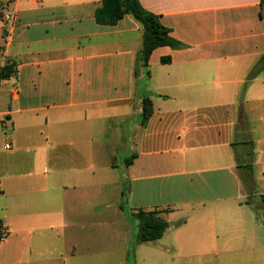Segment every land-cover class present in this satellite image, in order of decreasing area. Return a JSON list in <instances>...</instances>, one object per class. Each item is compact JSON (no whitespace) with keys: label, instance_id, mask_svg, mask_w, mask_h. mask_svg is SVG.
Here are the masks:
<instances>
[{"label":"crops","instance_id":"1","mask_svg":"<svg viewBox=\"0 0 264 264\" xmlns=\"http://www.w3.org/2000/svg\"><path fill=\"white\" fill-rule=\"evenodd\" d=\"M139 1L185 45L148 67L142 25L97 23L102 0H0V68L16 69L0 82V264L127 263L104 245L130 234L106 202L113 173L134 213L169 223L137 241L146 264L264 258V67L247 81L264 57L260 0Z\"/></svg>","mask_w":264,"mask_h":264},{"label":"trees","instance_id":"2","mask_svg":"<svg viewBox=\"0 0 264 264\" xmlns=\"http://www.w3.org/2000/svg\"><path fill=\"white\" fill-rule=\"evenodd\" d=\"M260 16L264 20V0H260ZM125 15H131L143 27L142 47L138 56L139 61L144 67H148V62L153 51L159 47H170L173 50H181L185 45L171 36V30L165 27L160 17L146 11L139 0H102V7L96 12L97 23L106 26H114ZM162 63H168L170 58H163ZM264 67V57L257 66L250 72L247 81L252 79L255 74ZM14 65L7 64L0 68V82L8 79L15 73ZM143 126L154 113L152 101L148 97L142 99ZM133 158L125 161L127 165L133 162ZM264 200V196H262ZM161 212L138 210L134 217L138 220L139 229L137 232L138 242L156 241L163 237L169 227V223L159 217ZM3 234L0 232V239Z\"/></svg>","mask_w":264,"mask_h":264},{"label":"rangeland","instance_id":"3","mask_svg":"<svg viewBox=\"0 0 264 264\" xmlns=\"http://www.w3.org/2000/svg\"><path fill=\"white\" fill-rule=\"evenodd\" d=\"M0 106L4 107V101L2 100V96H0ZM101 139H104L101 137ZM109 149H114L113 146L109 147ZM71 151H82V145H76L74 147H70ZM71 153V152H70ZM54 164H51V167H53ZM68 165L72 164H64L62 167H67ZM50 167V168H51ZM115 174L112 175L108 174L107 176H102V183L107 182V196H106V202L109 205H121L124 207L125 213L127 215H124V222L128 224L130 234L127 237V241L124 245V241H113L110 240L108 237V240L106 239L104 242V245L108 247L109 249H114L116 244H118V249L123 248V250L127 249L129 252H127V263L128 260L130 264H146L147 258L144 256V254H141V252L144 250V248H147L149 245H143L142 249H139V253L137 254L136 251L138 249V242L136 239V234L139 229V223L138 220L134 217V210L132 209V203L130 198L128 197V190L126 185L124 183H121L116 180ZM123 194L124 197L122 196ZM132 232H134L133 240H131ZM141 254V255H140ZM145 261L144 262V259ZM163 261V260H162ZM166 262H170L171 264H264V258H261L259 254H240V255H233V256H199V255H191L188 258L180 259V258H172V259H166Z\"/></svg>","mask_w":264,"mask_h":264},{"label":"built area","instance_id":"4","mask_svg":"<svg viewBox=\"0 0 264 264\" xmlns=\"http://www.w3.org/2000/svg\"><path fill=\"white\" fill-rule=\"evenodd\" d=\"M10 148H11L10 145H6V146H5V149H6V150H9Z\"/></svg>","mask_w":264,"mask_h":264}]
</instances>
